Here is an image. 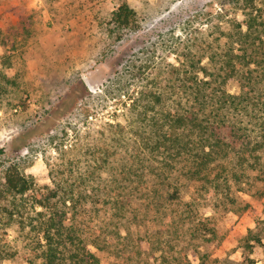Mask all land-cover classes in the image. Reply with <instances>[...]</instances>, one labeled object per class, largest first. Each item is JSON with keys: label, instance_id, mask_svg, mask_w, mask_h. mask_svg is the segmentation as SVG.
Returning <instances> with one entry per match:
<instances>
[{"label": "trees", "instance_id": "trees-1", "mask_svg": "<svg viewBox=\"0 0 264 264\" xmlns=\"http://www.w3.org/2000/svg\"><path fill=\"white\" fill-rule=\"evenodd\" d=\"M237 1L245 9L222 43L187 48L129 97L128 124H114L130 126L133 152L93 154L83 170L56 169L50 184L19 161L0 163V225L19 226L29 264H103L101 254L112 264H193L190 254L231 264L214 255L216 213L239 206L240 190L264 196V11ZM111 20L122 31L140 27L125 1ZM15 78L0 70V101ZM257 214L243 239L248 252L264 240V205ZM5 234L0 264H17Z\"/></svg>", "mask_w": 264, "mask_h": 264}, {"label": "rangeland", "instance_id": "rangeland-1", "mask_svg": "<svg viewBox=\"0 0 264 264\" xmlns=\"http://www.w3.org/2000/svg\"><path fill=\"white\" fill-rule=\"evenodd\" d=\"M122 1L136 10L138 30L114 26L112 12ZM241 4L237 0H0V70L17 81L9 84L0 101V163L19 161L37 183L50 184L56 169L77 165L78 171L83 170L93 154L133 152L130 126L114 124H128L129 97L158 65L170 72L178 57L185 59L187 48L209 42L216 47L214 37L222 43L228 21L241 17L245 9ZM256 5L264 11V0H256ZM231 89H238L235 83ZM238 201L236 208L216 213L220 239L214 255L231 264H249L247 257L264 264V240L252 252L243 248L264 196L240 190ZM2 231L8 247L17 250L15 262L29 264L15 221L0 225ZM101 256L103 264H112L109 255ZM189 258L199 264L194 254Z\"/></svg>", "mask_w": 264, "mask_h": 264}, {"label": "water", "instance_id": "water-1", "mask_svg": "<svg viewBox=\"0 0 264 264\" xmlns=\"http://www.w3.org/2000/svg\"><path fill=\"white\" fill-rule=\"evenodd\" d=\"M85 82L90 88H92V85H91L90 81L88 80V78H85Z\"/></svg>", "mask_w": 264, "mask_h": 264}]
</instances>
